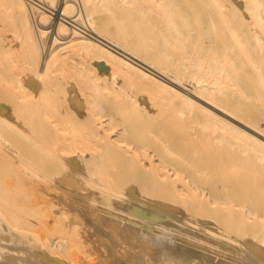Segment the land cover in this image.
Instances as JSON below:
<instances>
[{
    "label": "bare ground",
    "instance_id": "obj_1",
    "mask_svg": "<svg viewBox=\"0 0 264 264\" xmlns=\"http://www.w3.org/2000/svg\"><path fill=\"white\" fill-rule=\"evenodd\" d=\"M3 1H6L7 3L6 5V3L3 2L6 6V10L10 11V14H12L13 17L16 18L17 25L21 34L22 43H24L25 45L24 48L26 47L25 48L26 58H27V63L29 64V66H27L28 68L25 69V71L27 72L25 76L19 79V77L17 78L16 75L15 79L17 80L14 79L12 80L14 81L15 86L13 85L12 82H10L11 79L9 77L7 78L10 79L8 80L9 84L12 83L11 85H13L14 88L15 87L18 88L17 92L15 93L16 95L17 93H19L20 89L21 91L23 90V92L25 91L24 94L27 93L26 95H28V90H33V92L36 90L38 92V90L41 89L40 88L41 80L42 83L46 82L47 79L45 80L44 78L46 77L49 78V76H53V80L50 79L52 84L55 83L56 81L58 82L57 78L63 75L68 67V63L66 62V60L60 57L59 51L67 50L69 48L79 45L89 47L93 51L100 54V56H103L105 59H108L109 61L115 62L118 65L129 68L130 70L136 72L137 74H140L142 77L146 78L147 80H151L157 84H160L161 86L168 87L170 85L179 89V85L174 81L168 79L164 75L163 73L164 71L161 70L164 68L163 65L165 64H169L170 67H174V61L172 60L171 56L167 55L164 51L177 50L181 53V57H180L181 60L183 59L186 62L184 63L182 62L179 65L178 69H174L173 73L180 78L185 77L193 82L196 91L198 93V95L192 94V96H194V99L196 98L200 100L199 102L202 101L205 104H207L208 108L212 107L214 108V110L216 109L220 112L222 111L217 109L216 107L213 106V104L211 105L210 103V98H209L211 95L210 89L207 88L206 86H203L202 83L199 84V81L201 80V74L205 76H209L211 78L216 76H222L223 78L228 79V81L234 86H238V85L240 86L248 79L249 76L250 78H253L255 82L258 83V85L262 88L264 92V0H206L210 4L216 17H218L219 19L218 24H216L212 19H208L207 21H205L203 18L196 15L194 13L193 7L189 4L188 0H79V2H81L82 4V6L80 7H83V11H84V17H82L83 21L91 30V35H87V38L82 36V34H85L83 32L85 29L75 24L74 21L68 20V18L66 17L67 15H65V11H64L65 2H63V0L59 1L58 9L56 10L53 9L55 12L53 18L49 17L48 15L49 12L47 11V8H49V6L48 7L44 6L43 4H41V2H40L41 5H39V3L37 4V2L32 1L30 5L31 7L37 9L38 11L39 9L44 10V11H40L39 14L40 16L44 17L43 21L41 20V17H40L41 21L39 20L38 15H36L35 17L33 16V13L29 8V5L26 3V1L29 0L26 1L3 0ZM49 3L53 4L52 0L51 1L49 0ZM1 5L2 4H0V8L3 6ZM181 9L186 10L190 18L189 21L184 20L181 17ZM101 12H104V15L101 14L99 15V13ZM37 23L39 24L38 26ZM206 27L220 28L222 32L221 34H224L223 37H226L227 39L226 43L228 45L224 47V49H221L220 47L211 44V42H208L205 39V32H204V29ZM48 29H50V31ZM67 31L69 32V36L71 37V39L68 42L63 43L60 41L61 43H58V45L54 47L58 50L55 49L56 50L55 51L52 49V51H54L53 54L52 51H48V53L47 52L44 53L43 39L46 38L48 32L50 33L49 36L50 41L46 43H50V46L52 47L57 42H59L58 39L61 36V34L67 33ZM0 37L2 40L5 38V37L3 38L2 35ZM105 37L115 42L116 44L118 43L119 46L121 45L122 48L127 50V52H129L130 54L125 52L124 50L122 51L120 48H117L116 47L117 45L115 46L114 43L105 40L104 39ZM18 39L19 37H17L16 40L18 41ZM155 42H157V44H155ZM155 48L160 49V52L158 53L159 56L155 55L156 58L154 57L151 59L150 56L148 57L147 53L148 51L151 52L154 51ZM63 52L62 54H64ZM235 57H238L240 59L239 63L235 62L236 59ZM139 58L142 60L140 61ZM148 59L149 60L151 59L152 61L148 62L149 61ZM144 60L153 66L155 65V67L157 66L160 72H157V70H153L151 66L149 67L148 64L143 63L145 62ZM103 65L102 63L99 62L97 63L98 72L101 73L103 72L102 71ZM0 73L2 74V70L0 71ZM7 74L9 73L7 72ZM198 74L200 75L196 77ZM3 75L1 76L4 79L5 75L4 77ZM48 81L49 80H47V82ZM5 82H7V80ZM62 82L63 81H61V84ZM201 82L203 81L201 80ZM63 83H65V81ZM53 85L51 86L53 87ZM71 86L74 85L71 84ZM7 88L9 89V87ZM73 90L74 89H72V91ZM8 91L7 92L5 91V93L3 91L0 92L4 93L9 98V102H10L12 99H11V95L9 94L10 91L9 92ZM36 91L35 94H39ZM174 91L176 92L175 89ZM216 91L218 92V89ZM13 92H15V90ZM6 93H8V95ZM20 93L22 94V92ZM53 93L55 94L54 91ZM176 94L177 97H179L178 96L179 93ZM79 95L78 98H80ZM0 96L3 97V94L2 95L0 94ZM62 96H64V94H62ZM12 98L14 100V97ZM63 98L65 99L66 97ZM184 98L186 99V97ZM6 99H4L3 97L0 100L5 101ZM13 100L11 102L15 103V101ZM76 100L77 99H75L72 102H75ZM95 101L93 102V104L96 107L97 106L99 107V111H98L99 113L100 111L104 112V110H106L105 108L109 107L107 103L105 104L106 105L105 107L103 104H102L103 106L101 104H100L101 106H99V104ZM9 102L7 101V104H9ZM11 102L9 104L10 105L9 107L12 106L11 108H13V110H11V113L12 111H16V112L18 111L19 114L18 113L15 114H17L19 118H22L23 121L21 120L22 125H20L18 124L17 118L14 119L13 117V120H10L7 118L8 116L7 117L4 116V118L0 117V126H1L0 127V151H1L0 157L3 155L5 157H8V159L12 161L15 157L16 159L20 160L18 161L19 163L17 165L15 162L16 167L14 166L13 168H17L16 169L17 171L19 169L17 166H19L22 172L25 173L23 175H27L28 177H30L40 187L44 185L46 188L47 186V188L50 189L49 190L50 192L56 194V196H58L56 197V201L60 202L63 205L60 208L67 210V213L69 214L68 216L72 218L71 220L73 222L72 224H68V223L66 224L65 220L69 218L67 215H62L58 220L52 221L53 224L51 223V227L49 226L50 229L48 228V224L42 223V220L44 217H46V215L45 214L43 215V212L40 210V206L41 207L43 206L40 204L42 203L41 198L43 199V197L45 196L44 193H46V191L43 190L45 192L42 191L43 192L42 193L41 191H39L38 185L32 182L31 183L34 184V186L30 185V182L28 180L25 181L26 185L28 182L29 183L28 186H32V189L34 187L35 192H37V190L35 189L36 188L35 186H37L38 191L41 194H44L41 195L40 193L37 192L40 195V198L37 196L38 200H36L37 197L36 196L33 197V196L36 195L37 193H33L34 192L33 190H32L33 194L27 192L30 195L31 194L33 195L30 196L28 194L30 197H33L32 200L34 199L35 202L36 201L39 202V203L36 202V204H38L37 205L38 207L33 208V206L35 207V203H33L34 201L32 202L29 198L28 203L32 202L31 204L32 208L29 207L28 204L27 206L29 208H26L27 206L22 207V206H18V204L17 205L15 204L16 206L12 207L15 210V212L11 209L7 210L8 207L6 206L4 207L2 202L8 203L7 198L9 197L4 198L2 196V193L5 191V193L8 194L7 191L10 192L11 190L9 189H12L11 186H14L13 183H11L13 182V180H11V182L6 181L7 179L8 180L11 179L12 177L11 175L8 174V176L11 177L10 178L6 177L7 179L4 181L1 180V185L4 184L2 182H5L6 185L7 182L11 183L12 185L8 184L10 185V188L7 187L8 185L6 186V188H4V186L3 187L0 186V202H1L0 204H2L0 205V218H1L0 226L3 224L1 223L3 221L5 225L3 224L4 226L2 227H4L5 229H7L6 228L7 225L9 227L10 226L19 227L18 229L20 232L16 228L17 229L16 231H18L17 234L22 232V236L23 233L25 234L24 236H26L29 234L28 232L25 233V230L29 227V220L27 219V217L35 215L36 221L37 223H39L37 225L38 226L37 229L40 231H37L35 226L34 228L32 227V229L34 230L36 229L35 231H37L36 232L37 234L38 232L40 233L38 235L36 233H32L35 231L32 230L31 232V230L28 228L31 233L28 235V237H30L32 234H33L32 236L35 235H36L35 237L38 236L39 242L37 243L40 244V246L36 242H34V240L37 241L35 237H33V239L32 237L30 238L32 239L33 243L36 244V246L37 245L39 246L38 248L41 249V251H43L45 254L49 256V259L48 260L46 259L45 261L40 260L34 254L32 249L30 250L29 248L23 245L15 244L14 243L15 240L12 239L11 241L10 240L11 238L9 239V237L7 239L4 238L2 236V231H0V264H99L100 261H102L104 264H264V229L263 228L260 230L259 229L256 230V228L252 227L253 225L250 224L251 225L250 227L253 228L254 231L244 232L241 226L238 227L235 225H230V222L223 223L221 219L220 221L216 222L214 221L215 219H213L211 215L210 216L212 217L213 220L210 217L209 218L204 216L198 217V215H196L197 213L191 210V207L192 209H196L197 205L202 206V204H200L201 201L199 203L196 202V204L190 201L186 205L182 204V202H180L179 200V191L175 187L174 183H172L173 180L170 181L171 179L170 180L167 178L165 179L163 174L166 173H163L162 176L153 175L154 173L157 174L156 173L157 170L152 163H150L149 166H151V168L149 167L150 169L148 170L153 174L149 172L150 174L148 176L143 177V175L141 174L143 173L142 172L143 167L138 166L137 168L135 166L136 159L130 158L131 150H129V148L127 150L123 146L121 148H119V146H116V144L119 143L123 144V142L126 141V139H133V141L130 142L129 145L134 144L137 148H143L147 146V144L144 142L142 128L139 126H135V124L132 123V120L130 118H126L125 116H123L124 114L121 113V108H117L118 109L116 111L117 113L111 112L112 113L111 115L109 114L108 116L106 115L107 117L106 116L105 117L107 119L104 121H100L99 119L96 120L94 131L92 129L94 133L91 134V139L97 138L96 141L94 140L96 143H101L102 141L104 142L102 146L103 147L104 145L106 146L104 147L103 150L97 152L96 155L99 158H102L101 156L104 154L108 155L111 153L116 158L117 157L123 158L125 159V161L129 160V162L131 161L130 162L132 166L131 169L135 170L134 171L135 173H133L131 176L130 174L128 175V174L118 173L116 175L117 177L111 178L110 175H108V173L109 171L111 172L112 169L109 170L108 173L105 171L97 172L96 170L98 169V166L95 167L87 166L85 165V163H83L84 161H82L81 159L74 158V160H72V163L75 162V164L73 165L71 164L72 171L69 172L68 174L69 177L67 176L68 179H65L64 181L61 179L63 182L69 185L67 186V188L66 186L64 188V186H61L59 184L60 182L57 183L58 181L54 180L53 177L50 175L53 173L50 172V169L47 170V167L49 165L45 167L44 163H47L46 159L42 160V158L41 159L34 158L33 160L32 157H35L36 155L33 156L32 154L34 153L29 151V148L27 149L29 153L31 152L30 154L27 152L29 154L28 155L29 158L28 157L26 158L25 156L27 155L24 156L23 152H21L20 154V151H22V149L26 150V146L24 149V145L27 143V140L32 139V137L24 134H20V132L13 133L14 127H18L20 125V126H24V128L27 129L30 126L29 123H32L30 122L32 120H29L30 117L28 118L26 117V115H25L26 118L24 117V114H27L26 108H25L26 113L24 112V114L21 115L19 110L23 111L24 108L23 110L22 107L20 108V106H19L20 109L17 108L16 106L17 104H15L14 105L15 107H13ZM80 102L83 103V101ZM103 102L104 101H102V103ZM193 102L195 103V101ZM184 103L186 105L185 108L177 110L176 114H185L186 112L184 110L186 108L188 109L189 106H191V102H184ZM77 104L78 101H76L75 105ZM70 106L72 107L73 103ZM83 106L84 104L83 105L79 104L80 110L76 108L75 110L69 109L71 110L70 113H72L75 116L74 122H76L77 116L84 117L85 108L83 109ZM0 107H1V103H0ZM47 107L48 104H46V108ZM15 108H17V110ZM6 109L7 108H5V110ZM46 110L42 109L43 112L41 111V113L49 117L51 115L52 116L54 115L51 114L52 112L50 111L48 112ZM205 110L208 111L207 109ZM0 112H1V108H0ZM31 114L33 117L36 116L33 112ZM27 118L29 121H24V119L27 120ZM36 118L39 120L38 122L37 120H33L34 124L35 122L36 124L40 122L39 125L42 124V127H44L43 126L44 122L50 121L48 120L49 118L47 117H46L47 120L45 121L44 119L46 118H44L43 121H40L43 117L42 118L36 117ZM230 118L232 117L230 116ZM33 119H35V117ZM126 123L129 126H127ZM103 124L104 126L105 125L107 126L106 129L103 126ZM46 127L47 126H45V128H42L43 129L42 132L46 130ZM64 127L74 132L73 130L75 129V127L74 125H72V123L68 126L67 125L63 126V128ZM117 127H123V128L121 129L119 128L120 130H118L117 132L114 130V132H116L114 135L116 141L113 142L108 131L116 129ZM207 128H210L211 132H215L217 130L216 128L218 127L216 126L215 121L213 120V123H210V125L207 126ZM32 130L36 131L35 128ZM11 131L13 132L11 133ZM254 131L255 130H253V133ZM27 132L25 131L26 134ZM42 132L41 134H43ZM126 132L128 133L129 136L125 135ZM146 133L147 131H145V134ZM223 133L225 132L223 131ZM44 134H43V138L45 136ZM28 135H30V133H28ZM46 136L45 137L48 139L47 142L50 143L51 135L50 136L46 135ZM221 136H224V134L219 135V139H222ZM226 136L227 138L225 139L227 141L225 140L224 142L231 143L229 144L228 147L229 154L235 153L230 150L232 146H235L239 148V150L235 149L236 151L235 154L237 157L240 158V155L246 156L244 160H246L248 164L246 163L245 170L243 171L242 174L247 177L250 176L249 172H252L254 168V163L251 162L252 163L251 164L250 159L253 158L262 162L260 166L261 168L259 167V170L257 171L259 175H262L264 177V152L259 151L254 147H252L248 143L247 139H243L242 137H240V134L234 130L230 132V134H226ZM16 137L20 140V142L22 140L25 142V143L22 142L23 147H21L22 149L20 148V150H19L20 146L18 147V144L20 142ZM13 138H15L18 141V144L16 143L17 146L14 144L13 145L15 148L18 147L16 149L19 151V153L17 152L16 149H15L16 151L13 150L12 148L10 149L9 144H11L12 140L14 141ZM179 139L181 138L179 137ZM31 141H33L34 143L32 144L30 141L29 143L34 146L41 143L40 139L37 140L40 141L39 143H37V141L34 140ZM238 141H243V145L238 144ZM47 142L46 144L47 146H49ZM46 144L44 145L45 148L47 147ZM40 145L42 146L43 144L41 143ZM34 146H31V150L34 148ZM44 146L41 148H44ZM36 149L39 150V148L37 147ZM36 149L35 150L33 149L32 151H36L38 157V155L42 153L43 150L42 151L40 150L41 152L39 153V151ZM210 149L212 150V148ZM86 151L87 150H85V152ZM51 152H53V150H51L50 153ZM27 153L24 152V154ZM43 154L45 153L43 152L42 155ZM159 154L160 156L162 155L161 152H159ZM22 155L24 157H22ZM45 155L48 158L50 157L47 156L48 154ZM220 155L221 154H219L218 152L209 154L208 159L210 162L214 163L213 166L214 169L216 170L223 169V166H220L218 164V162H221ZM30 158H31V162L26 160V159L30 160ZM36 159L41 163H43L42 161H45L43 164H41V166H39V167L44 166L43 168L39 169L37 168V166L32 164L33 161L36 162ZM51 160L55 161L54 158H52ZM147 162H149V160ZM56 165L59 166V171H61L60 168L63 169V167L65 166L62 165L61 163H58V161ZM11 166H13V164H11ZM52 167L53 166H51L50 168L53 169L54 171V167L53 168ZM20 169L18 171H21ZM63 172H67V171L64 170ZM3 173L4 172H2V175ZM2 175L1 177L3 178L4 175L3 176ZM13 175L15 174L13 173ZM23 175L22 178H19L20 179L19 181L26 179V177L25 176L23 177ZM16 177L18 178V176ZM227 177L228 176H226V178ZM71 181L72 182L74 181L77 187L73 186ZM25 182L22 181L23 185ZM46 182H50V184ZM198 183L200 185L203 184L200 180ZM115 187H118L120 191L115 190ZM30 188L31 187H28L25 190L29 191ZM195 188L199 189L200 187L197 185ZM42 189H44V187ZM223 189L224 188H222V190ZM16 190L17 189L15 188L14 191L16 193H19ZM204 191L206 192V190ZM212 191H214L215 193H219V189L215 185L212 186ZM224 192L225 191L223 190V193ZM188 195L190 196L189 193ZM10 200L12 199H9V201ZM39 200L41 201V203ZM242 201L245 200L242 199ZM48 202H50V200H48ZM46 205H48L47 202ZM49 205L47 206V208L49 207ZM252 205L254 206L253 207L254 210L246 211L245 216H248V218L251 219L250 216L252 215L250 214H253L254 212H258V214L256 215V219L257 217L260 219H264V206H263L264 201L260 199H256L252 202ZM214 210L213 213L215 214L218 213L219 215L220 212L217 211L218 209L216 210V212H214ZM230 211L231 214L228 215L232 216V210ZM200 213L202 214V212ZM225 213L222 214H225L227 218L228 212ZM237 214L233 216L234 218L232 217L230 218L237 219L236 218L237 216L239 215L241 216V214L239 215ZM240 216L238 218L241 220ZM241 217L242 220L245 219L244 216ZM217 219L219 218L217 217ZM5 222L7 223V225ZM35 222H33L32 219L31 223H35ZM81 222H82V225L80 226L81 228L76 229L75 224L77 225L78 223ZM242 222H246V223L241 224L239 221L235 223H237L238 225L241 224L242 226L248 224L247 223L248 221H246V219ZM41 223L43 224L42 226L43 228H44V224L45 226H47L46 227V230H48L47 232H43L42 230L43 228L39 226ZM13 227H11V231H14L12 230ZM20 228L25 230L23 231ZM0 229L2 230L3 228ZM41 230L43 234H41ZM16 231L14 232L16 233ZM20 235L18 236L20 237ZM48 235L50 236L58 235V236L53 239H50V237L47 238ZM63 235L67 237H63ZM26 240H28V238ZM57 242H60L61 244L56 249L55 245ZM84 246L89 247L93 251V253L97 256L98 261L91 260L87 263L84 260H82V258L79 257L80 254L87 256L86 252L83 249ZM256 247L257 248L259 247L258 248L259 250ZM60 254H63V257L62 255L60 256Z\"/></svg>",
    "mask_w": 264,
    "mask_h": 264
},
{
    "label": "rangeland",
    "instance_id": "obj_2",
    "mask_svg": "<svg viewBox=\"0 0 264 264\" xmlns=\"http://www.w3.org/2000/svg\"><path fill=\"white\" fill-rule=\"evenodd\" d=\"M32 1L37 2V4L39 3V5L43 4L44 6H47V7L49 6V8L46 7L47 11L49 12V14H48V12H47V14L49 15V17L53 18V15L55 14L54 10L58 9L60 0H54V1L52 0L53 4L49 3V0H35V1L31 0V2H30V0L26 1V3L29 5V8L31 9V11L33 13V16L35 17L36 15H38L39 20L41 17V20L43 21L44 17L40 16L39 14H40V11H44V10L39 9V11H38L37 9L31 7L30 5H31ZM3 2L6 3V1L0 0V4L3 5V6L1 5L2 7L0 8V36L2 35L3 38L5 37L3 40L0 37V40L2 42V43L0 42V65H1L0 71L2 70V74L1 73L0 74L1 75L4 74L5 77L3 75V77H4V79H3L2 76L0 75V82H1L0 88H2V89H0V91L1 92L3 91L5 93V91L7 92L9 90L10 92L9 91L8 92L11 95V99L13 100L12 97H14L13 101H15V103H12L11 102L12 100L10 101L12 103L13 107H15L14 105L17 104L16 105L17 108H19V106H20V108L22 107V110L24 108L23 111L19 110L20 114L22 115V114H24V112L26 113V111H27V114H24V117H25V115L28 118L30 117L29 120H32L30 122H32L33 124H34L33 120H37V122L39 120L36 117H40V118L43 117L40 121H43V119L47 117V118H49L48 120H50V121H47L48 123L44 122V124H46V125L43 124L44 127H42V124L39 125L40 122L38 124H36V122H35L36 125L34 124V126H36V127H34L32 123H29L30 126L28 128L30 129V131L28 128H27L28 129L27 130L26 128H24V126H20V125H22L23 119L19 118V116L17 114H15V113H18V111L17 112L12 111L13 114L11 113V110H13V108H11L12 106L9 107L10 106L9 105L10 104L9 98L4 93H1V92H0V94L1 95L3 94L4 99L7 98L6 100L9 102V104H7L6 100L5 101L0 100V103H1L0 117L4 118V116H6V117L8 116L7 118L10 120H13V117H14V119L17 118L18 124H20V125L18 127H14V130H13L14 132L11 131V133L12 132L13 133L20 132V134H24V135L32 137V139L27 140V143H26L27 145L26 144L24 145V149L26 146V150L29 148V151L34 153L32 155L33 156L36 155L35 157H32L33 160H34V158H38V159L42 158V160L46 159L47 163H44L45 161H42V162L44 163L45 167H47L49 165L47 167V170L50 169V172L53 173L50 175L53 177L54 180L58 181L57 183L60 182L59 184L61 186H64V188H65V186H66V188H67V186H69L67 183H65L63 181L65 179H68V177H69L68 174L70 171H72L71 170V164L72 165L75 164V162L72 163V160H74V158L81 159L82 161H84L83 163H85V165H87V166H91V167L92 166L93 167L98 166V169L96 170L97 172L105 171L108 173V171L112 169V171L111 172L109 171V173H108V175H110L111 178L117 177L116 175L118 173L128 174V175L130 174V176L133 173H135L134 172L135 170L131 169V167H132L130 164L131 161L129 162V160L125 161V159H123V158H118V157L116 158L111 153L108 155L104 154L101 156L102 158H99L96 155L97 152L103 150L104 147H106V146L105 145H104V147L102 146V144L104 143L102 141H101V143H96L95 141L97 138L91 139V134L94 133L93 131L95 128L96 120L99 119L100 121H104L107 119L106 117L108 116V114L111 115L112 114L111 112L115 113L118 110L117 108H121V113L124 114L123 116H125L126 118H130L132 120V123L135 124V126H139L142 128V134L144 136V142L147 144V146H145L143 148H137L134 144L129 145V143L132 142L133 139H126V141H124L123 144L119 143V144H116V146H119V148H121L123 146L125 149L128 150V148H129V150H131L130 158L136 159L135 160L136 163L135 162L134 163H135V166L137 168H138V166L143 167V169H142L143 173H141L143 175V177H146L150 173H152L148 170L151 168V166H149L150 163H152L153 166H155L156 170H157L156 171L157 174L152 173L153 175L162 176L163 173H166V174H163L165 179L166 178L169 180L171 179L170 181L173 180L172 183H174L175 187L179 191V200H180V202H182V204L186 205V204H188L189 201L196 204V202L199 203L201 201L200 204H202V206L197 205L196 209H192V207H191V210L193 212H196L197 213L196 215H198V217L204 216V217H208V218L210 217L211 219L213 217V219H215L214 221H216V222L220 221V219H221V221H223V223L224 222H226V223L230 222V225H235L238 227L241 226V228L243 229L244 232L245 231H247V232L254 231L253 228L250 227L251 225H253L252 227L256 228V230H258V229L260 230L262 228L264 229V219H260L258 217L256 219V215L258 214V212H254L253 214H250V215H252V216H250L251 219H249L248 216H245L246 211L254 210V208H253L254 206L252 205V202L254 200L260 199V200L264 201V197H263L264 196V177L262 175H259V173L257 171V170H259V167L261 166L262 162L259 160L253 159V158L250 159L251 160V161L249 160L250 163L251 162L254 163L253 171L251 170L252 172H249L250 176H248V177L243 175L242 173L245 170V165H246V163L248 164V162L246 160H244L246 156L240 155V158L237 157L235 154L236 153L235 149L239 150V148L235 147V146H232V148H230V150L235 152V153L229 154V152H228L229 148L228 147H229V144H231V143L224 142L226 140L225 138H227L226 134H230V132H232L234 130L240 134V137H242L243 139H247L248 143L252 147H254L255 149H257L259 151L264 152V92H263L262 88L258 85L257 82H255V80L253 78H250L248 76V79L244 83H242L240 86L239 85L234 86L228 81V79H225L222 76H216V77L211 78L209 76H205V75L201 74V80L203 82H201V80H200L199 84L202 83L203 86H206L207 88L210 89V91H211V95L209 97L210 103H211V105L213 104V106L216 107L217 109L221 110L223 112L222 113L216 109H215L216 110L215 111L214 108H212V107L208 108V105L205 104L204 102H202V101L199 102L200 100H198L196 98L194 99V96H192V94L198 95V93L196 91V88H195L193 82L188 80L185 77L180 78L173 73L174 69H178L179 65L182 62L183 63L186 62L183 59L181 60V58H180L181 53L177 50L164 51L167 55L171 56L172 60L174 61V67H170L169 64H165V65H163L164 68L161 70L164 71L163 73L168 79H170L171 81H174L175 83H177L179 85V89L176 87L170 86V85L168 87L161 86L160 84H157L151 80H147L146 78H144L140 74H137L136 72L130 70L129 68H126L124 66L116 64L115 62H112V61H109L108 59H105L103 56H100V54L93 51L89 47L79 45V46H74L72 48H69L67 50H62V51L60 50L59 51L60 57L64 60H66V62L68 63V67L63 74L64 76L61 75L60 76L61 78L60 77L57 78L58 82L56 81L57 83L56 82L53 83L55 85V87L50 81V79L53 80V76H49V78L48 77L44 78L45 80L47 79L49 81L47 82V80H46V82L42 83V80H41V85H40L41 89L38 90V92L35 90L39 94H35V91L33 92V90H28V95H26L27 93L24 94L25 91L23 92V90L21 91V89L19 88L20 89L19 93L22 92V94L20 93L21 94L20 95L19 93H17V95H16L15 93L17 92L18 88L17 87L14 88L15 83L12 80L13 79L17 80V79H15L16 75H17V78L19 77V79L22 78L23 76H25L27 73L25 71V69L28 68L27 66H29V64L27 63V58H26V52H25L26 47L24 48L25 45H24V43H22L21 34H20V31H19V28L17 25L16 18L13 17L12 14H10V11L6 10V6ZM40 2H41V4H40ZM63 2H65L64 11H65V15H67L66 17L68 18V20L74 21L75 24H77V25H79L85 29V30L83 29L84 30L83 32L85 33V34H82L83 37L87 38V35H91V30L88 28V26L85 24V22L83 21V18H82V17H84V11H83V7H80V6H82L81 2H79V0H63ZM188 2L193 7L194 13L196 15L203 18L205 21H207L208 19H212L216 24H218L219 19H218V17H216V15H215L214 11L212 10L210 4L206 0H188ZM50 4H51V6H50ZM6 5H7V3H6ZM100 14L104 15V12L99 13V15ZM181 17L184 20H187V21L190 20L188 13L184 9H181ZM38 25L39 24L37 23V26ZM35 26H36V23H35ZM217 26H219V25H217ZM217 28L218 27H215V28L206 27L204 29L205 39L208 42H211V44L218 46L221 49H224V47H226L228 45L226 43L227 39H226V37H223L224 34H221L222 32H221L220 28H218V29ZM48 30L50 31V29H48ZM49 36H50V33L48 32V34L46 35V38L43 39L44 53H46V52L48 53V51H52V49L55 50L56 48H54V47H56L58 45V43L68 42L71 39V37L69 36V32L67 31V33H62L58 39L59 42H57L55 45H53L51 47L50 43H46V42L50 41ZM17 37H19L18 41L16 40ZM104 39L110 41L111 43H114L115 46L117 45L116 47L120 48L122 51L124 50L125 52H127V50L122 48L121 45H120L121 46L120 47L118 43L116 44L115 42L109 40L107 37H105ZM155 44H157V42H155ZM56 50H58V49H56ZM62 52L64 54H62ZM159 52H160V49L155 48L154 51H152V52L148 51L147 54H148V57L150 56L152 59L154 57L156 58V56H159L158 55ZM53 53H54V51H52V54ZM127 53H129V52H127ZM235 58H236L235 62L239 63L240 59L238 57H235ZM151 59L150 60L148 59L149 60L148 62H151L152 61ZM139 60L141 61L142 59L139 58ZM5 61H6V64H5ZM9 61L11 62V64ZM7 62H9V63H7ZM98 62L102 63V65L104 64L103 68H102L103 69L102 73L97 71L98 70V68H97ZM148 62L145 61L143 63L148 64L149 67L151 66V68L153 70H157V72H160V70L157 66L155 67V65L153 66ZM7 72L9 74H7ZM199 75L200 74H198L196 77H198ZM8 77L11 80L7 79ZM61 79H63V80H61ZM6 80H7V82H5ZM8 80H10V82H12L14 86L11 85L12 83L9 84ZM3 81H4V83H3ZM61 81H63V82L65 81V83L62 82V84H61ZM66 82H67V85H66ZM56 84H57V86H56ZM64 84H65V86H64ZM71 84L74 86H71ZM207 84H209V85H207ZM51 85H53L54 88ZM61 85H62V87H61ZM48 86H49V88H48ZM7 87H9V89ZM71 87H72V89H74L73 91H75V92L72 91ZM12 88H13V90H12ZM174 89L176 90V92L174 91ZM217 89H218V92L216 91ZM14 90H15V92H13ZM53 91L55 92V94L53 93ZM64 91H65V93H64ZM176 93H179L178 94L179 97H177ZM6 94L8 95V93H6ZM62 94H64V96H62ZM4 95L6 96V98ZM78 95L80 98H78ZM3 97L0 96V99ZM63 97H66V98L64 99ZM184 97H186V99ZM95 98H96V101H95ZM75 99H77L76 101H78L77 105H75L76 101L72 102ZM91 100H93V101H91ZM80 101H83V103ZM94 101L97 102L99 104V106H101L103 104L104 107L106 106L105 104L107 103L109 105V107L108 108L106 107L105 108L106 110H104V112L100 111V113H101L100 114L98 112L99 107L98 106L96 107L93 104ZM102 101H104V102L102 103ZM193 101H195V103ZM42 102H45V103H42ZM184 102H191V106H189L188 109L186 108L184 110L186 112L185 114H176L177 110L185 108L186 105ZM72 103H73V106H72L73 108L70 106V105H72ZM46 104H48L47 108H46ZM68 104H69V107H68ZM79 104L80 105L84 104L83 109L85 108V114H84V117L83 116H80V117L77 116L76 117L77 120H76V122H74L75 116L72 113H70L71 110H69V109H74V110H75V108L79 109ZM42 106H44V107H42ZM49 107H50V109H49ZM2 108H3V110H2ZM5 108H7L6 109L7 111L5 110ZM17 108H15V109L17 110ZM111 108H112V110H111ZM42 109L43 110L47 109L46 111H48V112L50 111V112H52L51 114H54V115L53 116L51 115L50 117L45 116L41 113ZM205 109H207L208 111H206ZM32 112L36 115V116H34L35 119H33L34 117L31 114ZM64 115H66V116H64ZM227 115H229V116H227ZM31 116H32V118H31ZM225 116H227V117H225ZM230 116L233 119L230 118ZM28 118H27V120L24 119V121H29ZM47 118L44 119V121L47 120ZM81 119H83V120H81ZM213 120L215 121V124L218 127V128H216L217 130L215 132H211L210 128H207V126H209L210 123H213ZM237 120H239V121H237ZM73 122H74V124H73ZM62 123H63V125H62ZM71 123L75 127V129L73 130L74 132L66 129L65 127L63 128V126H65V125L68 126ZM151 123H153V124H151ZM242 123H244V124H242ZM37 125H39V126H37ZM126 125L129 126L127 123H126ZM244 125H246V126H244ZM45 126H47L46 130H44V132H42L43 131L42 128H45ZM103 126H104V124H103ZM32 127H34L36 129V131L32 130V129H34ZM104 127L106 129L107 126L105 125ZM249 127H250V129H249ZM117 128L108 131L113 142L116 141V138L114 137L115 133L123 127H117ZM23 129H24V132H23ZM92 129H93V131H92ZM114 130L116 132H114ZM253 130H255L254 133H253ZM25 131L26 132L28 131L27 134L25 133ZM145 131H147L146 134H145ZM223 131L225 133H223ZM35 132L37 135L35 134ZM41 132L43 134L47 133V134H44L45 136L51 135L50 136L51 137L50 143L47 142L48 137L46 136L47 137L46 138L44 136V138H43V134H41ZM28 133H30V135H28ZM223 134H224V136H221L222 139H219V135H223ZM34 135L36 136V138ZM40 135H42V136H40ZM125 135L129 136L127 132ZM88 136H89V138H88ZM179 137L181 139H179ZM13 139H14V141L12 140L11 144H9L10 149L12 148L13 150H15L16 148H18L20 146L19 147V150H20V148L23 147L22 144L25 142L22 139H21L22 141L20 142V140L17 138L18 141L20 142L18 144V141L15 138H13ZM39 139H40V141L42 139L44 140V142H43V140L41 141V143L43 144L42 146L40 145L41 143L36 145V146L31 145L29 143V141H30L33 144L34 142L31 140L37 141ZM15 141H17V142H15ZM40 141H37V143H39ZM45 141L48 143V145L50 147L47 146ZM16 143L18 144V147L15 148L14 145H16ZM28 143H29V145H28ZM80 143L82 146L80 145ZM45 144L47 146L46 148L44 146ZM238 144L243 145V141H238ZM156 145H157V147H156ZM31 146H34V148L32 147L34 150L36 149V147L39 148V150L36 149L39 151V153L43 150V152L45 154H48L47 156H50V157L49 158L46 157L45 154L42 155L43 152L40 153L41 155L39 154L41 157L39 155L37 157V152L32 151L33 149L31 150ZM43 146H44V148H41ZM80 147H81V149H80ZM160 147H161V149H160ZM53 148H55V149H53ZM97 148H98V150H97ZM210 148H212V150ZM79 149H80V151H79ZM26 150L22 149V151H20V154H21V152H23V155L24 156L27 155L25 157L29 158L28 155L31 152L29 153L28 150L27 151ZM51 150H53V152L50 153ZM85 150H87L88 152L87 151L85 152ZM3 151H5V150H3ZM17 152L19 153L18 150H17ZM24 152L25 153L28 152L29 154L28 153L24 154ZM159 152H161V154H162L161 156H160ZM215 152H218L219 154H221L220 155L221 158L219 157L221 159V162H218V164L220 166H223L222 170L221 169L220 170L214 169V166H213L214 163L210 162L208 159L209 154H212ZM0 153H1V151H0ZM23 155H22V157H24ZM226 157H227V159H226ZM13 158H14V155H13ZM52 158H54L56 162L52 161L51 160ZM0 160H1L0 161V170H1L0 171V177L2 175V172H4L3 173L4 176L7 173V175L5 177L2 175L4 179L2 177L0 178V186H2V187L4 186V188H6V186L8 184L13 183L14 186H11L13 191L16 188L17 189L16 191L21 194L20 195L19 193H16L14 191L16 193L15 194L12 191V189H9V190H11L10 192L12 194L6 190L9 195L7 193H5V191L4 192L2 191L3 192L2 196L4 198L9 197V198H7L8 203L2 202L4 207L5 206L8 207L7 210L11 209L15 212V210L12 207H15L17 204H18V206H22V207H26L28 204V206L32 208L31 204L33 201H34L33 203H35V207L33 206V208L38 207L37 206L38 204H36V202H38V201L35 202V200L34 199L32 200V198L35 196L36 197L38 196L40 198V195L38 194V193H40L39 191L42 192L43 190H45L46 193L47 192L48 193L47 194L44 193L45 198L43 196H41V197H43V199L41 198L43 204L39 200L41 203L40 205L44 206V207L43 206L41 207L39 205L40 210L43 212V215L44 214L46 215V217L43 218L42 223L48 224V228L50 229L51 223L53 220H58L62 215H67V216L69 215L67 213L66 209L60 208L63 205L60 202L56 201V197H58V196H56V194L50 192L49 191L50 189L47 188V186H46V188L44 185L41 186L42 188L44 187V189H42L30 177H28L27 175H23L25 173L22 172V170L20 169L19 166H17V167L21 171H18L19 169L16 171L17 168H13L14 166L16 167V165L19 163L18 161H20V160L16 159V157H15L12 161V160H9L8 157H5L3 155L0 157ZM26 160L31 162V158H30V160L29 159H26ZM148 160H149V162H147ZM51 161H52V163H51ZM57 161H58V163L65 165L64 166L65 168L63 167V169L66 170L67 172H63L64 170L62 168H60L61 171H59V166L56 165ZM236 161H237V163H236ZM15 162H16V165H15ZM33 162H32V164L37 166V168H39V169L44 167V166L39 167L43 163L39 162L37 159H36V162H34V163ZM124 162H125V164H124ZM233 162H235V163H233ZM66 163H68V164H66ZM11 164H13V166H11ZM51 166L54 167V171H53V169L50 168ZM7 169H8V171H7ZM11 170H12V172H11ZM254 170H256V171H254ZM45 171H46V169H45ZM55 171L56 172L58 171V172L56 173ZM224 172H225V174H224ZM13 173L15 175H13ZM20 173L23 175V177L24 176L26 177L25 180L19 181L20 180L19 178H22V175ZM8 174L12 176V177L10 176L11 179H9V180L6 178V177H9ZM16 176H18V178ZM226 176H228V177L226 178ZM164 177H161V178H164ZM58 178H59V180H58ZM1 180L2 181L6 180L8 182H11V180H13V182H11V183L7 182V185L5 184V182H2L5 185L4 184L1 185ZM26 180H28L30 182V185H33V186H34V184L38 185L39 191L37 189V186H35L36 187L35 189L37 190L38 193L34 191V187L32 189V186H28V184H29L28 182L26 185V182H25ZM199 180L203 184L200 185L198 183ZM22 181L25 182L24 183L25 186L23 185ZM31 182L34 184H32ZM46 183L50 184V182H46ZM72 184H73V186L77 187V185L74 183V181L72 182ZM197 185L200 187L199 189L195 188ZM213 185L218 187L219 193H215L214 191H212ZM7 187L10 188V185H8ZM24 187H26V188L31 187V188L29 191H26L25 190L26 188H24ZM61 188H63V187H61ZM222 188H224L223 190L225 191L224 193L226 195L223 193ZM32 190L34 191L33 193H37V194L33 196ZM115 190L120 191V189L118 187H115ZM204 190H206V192ZM45 191H43V192H45ZM183 191H184V193H183ZM27 192L32 193L31 195L33 197H30L31 195ZM180 193H181V195H180ZM188 193L190 194V196L188 195ZM17 194H19L20 197ZM44 194H41V195H44ZM38 197H37V199L36 198L35 199L38 200ZM29 198L32 201L30 203H28ZM9 199H12V200H10L11 202L9 201ZM45 199H46V201H45ZM201 199H203V200H201ZM242 199H244L245 201H242ZM48 200H50V202H48ZM250 200H251V202H250ZM44 201H45V204H44ZM46 202L48 203V205L50 204L48 208H47L48 205H46ZM56 202L59 204H57ZM246 203H248V204H246ZM2 204H0V205H2ZM28 206L26 208H29ZM50 206H51V208H50ZM227 208H228V210H229V208H230V210H232V216L228 215V214H231V211L229 210L230 211L229 212L227 210ZM201 209L204 211H202ZM213 210H214V212H216V210L219 211L220 212L219 215H218V213H216V214L213 213ZM200 212H202V214ZM225 212H228L227 218L225 216V214H226ZM237 212H238V214H237ZM16 213H17V211H16ZM51 213H52V215H51ZM222 213H225V214H222ZM236 214L237 215L241 214V216L245 217L246 221H248L247 225L244 224L246 227L241 225L242 223H246V222H242L245 219L242 220V217L240 215L239 216H240L242 221L238 218L239 216L236 217L237 219H231L230 218V217L234 218L233 216ZM242 214H244V215H242ZM53 215H55V216H53ZM220 215H221V217H220ZM216 216L219 219H217ZM222 216H224V217H222ZM56 217H57V219H56ZM34 218H35V215L27 217V219L29 220V227L28 228L31 230V232H32V230H34V229H32V227L34 228V226H35V228L37 229L38 228L37 225L39 224V223H37L36 218L35 219ZM68 218L69 219L65 220L66 224L67 223L72 224V222H73L71 220L72 218L70 216H68ZM32 219H33V222H35V221L36 222L31 223ZM0 220H1V218H0ZM238 221L241 224L238 225L237 223H235ZM253 222H255L256 224ZM1 223L4 224L3 221ZM42 223L39 226L42 227L43 226ZM3 224L0 226V228H3L2 230L0 229V231H2V236L4 238L7 239L9 237V239L11 238L10 239L11 241H12V239L15 240V241L13 240L15 244L23 245V246L29 248L30 250L32 249L34 254L42 261L49 259V256L47 254H45L43 251H41V249L38 248L40 246V244L37 243V242H39L38 236L35 237L36 235L34 234L35 236H32L33 235L32 234L30 237H32V239H33V237H35V239L37 241L34 240V242H36L39 246L38 245L36 246V244L33 243L32 239L30 237H28V235L31 234L28 228H27L28 230L26 229L27 231L25 229L20 228L23 231L25 230V233L26 232L29 233V234L27 233L28 235H26V236H24L25 234L23 233V236H22V232L17 234V232L19 231V229H18L19 227H13V226L9 227L6 223L7 227L6 226L5 227L7 229H5L4 227H2L5 225V224L4 225ZM31 224H33V225H31ZM45 224H44L45 229L42 227L43 232L48 231V230H46L47 226H45ZM81 225H82V222L78 223L77 225L75 224V228L80 229ZM11 227H13L12 230L16 231L18 229V231H16V233L14 231H11ZM8 228L10 229V231ZM42 230H41V234H43ZM37 231H40V230L37 229ZM37 231L32 232V233H36ZM39 233L40 232H38V234ZM18 235H20L21 238ZM57 236L58 235H55V236L48 235L47 238L50 237V239H53ZM17 237H18V240L20 239L19 241L17 240ZM26 237L28 238V240H26L27 239ZM63 237H67V236L63 235ZM60 244H61L60 242H57L55 245V248L57 249ZM83 249L86 252L87 256L80 254L81 256L79 255V257L82 258V260H84L87 263L91 260H97L98 261L97 256L93 253V251L89 247L84 246ZM61 255L63 257V254H60V256ZM99 264H104V263L102 261H100Z\"/></svg>",
    "mask_w": 264,
    "mask_h": 264
}]
</instances>
